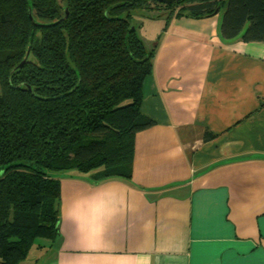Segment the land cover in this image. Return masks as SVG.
Segmentation results:
<instances>
[{
    "label": "crops",
    "instance_id": "0c3cea01",
    "mask_svg": "<svg viewBox=\"0 0 264 264\" xmlns=\"http://www.w3.org/2000/svg\"><path fill=\"white\" fill-rule=\"evenodd\" d=\"M157 19L131 179L64 178L59 234L26 264H264V42Z\"/></svg>",
    "mask_w": 264,
    "mask_h": 264
},
{
    "label": "trees",
    "instance_id": "16d2710c",
    "mask_svg": "<svg viewBox=\"0 0 264 264\" xmlns=\"http://www.w3.org/2000/svg\"><path fill=\"white\" fill-rule=\"evenodd\" d=\"M136 12L163 31L220 15L222 43L264 42V0H0V264L52 246L64 178L131 179L158 43L137 36Z\"/></svg>",
    "mask_w": 264,
    "mask_h": 264
},
{
    "label": "rangeland",
    "instance_id": "374dc122",
    "mask_svg": "<svg viewBox=\"0 0 264 264\" xmlns=\"http://www.w3.org/2000/svg\"><path fill=\"white\" fill-rule=\"evenodd\" d=\"M141 14L142 13H137V12L133 14L134 23L139 25L138 30H136V34L140 39L149 40L148 38H151V36L153 34H155L161 30L162 23L159 21H155V20L153 21V20L145 19L141 16ZM151 14H155V13H151ZM154 19H156V18H154ZM157 20H163L164 21L163 18H160Z\"/></svg>",
    "mask_w": 264,
    "mask_h": 264
},
{
    "label": "water",
    "instance_id": "95a60500",
    "mask_svg": "<svg viewBox=\"0 0 264 264\" xmlns=\"http://www.w3.org/2000/svg\"><path fill=\"white\" fill-rule=\"evenodd\" d=\"M151 1L159 3V4H163V5H172V4L179 2L180 0H151ZM156 18H161V17H156Z\"/></svg>",
    "mask_w": 264,
    "mask_h": 264
}]
</instances>
